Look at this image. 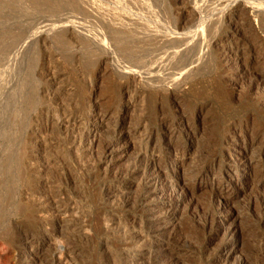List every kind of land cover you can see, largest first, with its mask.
Returning a JSON list of instances; mask_svg holds the SVG:
<instances>
[{
	"label": "rangeland",
	"instance_id": "obj_1",
	"mask_svg": "<svg viewBox=\"0 0 264 264\" xmlns=\"http://www.w3.org/2000/svg\"><path fill=\"white\" fill-rule=\"evenodd\" d=\"M36 1L0 0V264H103L107 253L119 254L115 228H108L106 219H123V213L110 200H100L84 168L87 158L62 141L59 147L46 145L55 136L60 139L52 126L47 130L49 139H38L43 145L41 159L52 160L51 168L38 174L39 161L30 156L38 146L30 126L35 123L36 129L41 128L46 113L40 110L50 102L42 98L47 84L41 71L47 66H51L49 78L56 82L53 90L64 104L81 113V105L93 99L107 112L103 122L90 127L97 140L105 141L113 125L127 128L140 120L155 135L163 134L155 119L158 110L165 111L172 127L179 121L176 111L197 123L195 136L180 131L186 150L180 157L187 162L186 170L199 165L208 174L202 179L182 175L184 183L197 188L192 206L188 208L185 200L181 208L186 214L178 220L172 215L161 220L156 213L151 220L165 222L166 231L158 234L154 228L147 229L144 234L153 245L159 246L168 231L176 230L183 242L180 264H241L239 247L244 242L243 250L251 258L248 264H264V223L259 222L264 214L259 207V198L264 200V174H258L264 172V82L255 81L264 76V10L253 6L264 5V0H247L250 6L239 15L237 33L226 16L236 0ZM228 47L237 49L240 70L224 65ZM91 110L90 106L86 113ZM242 138L253 145L243 149ZM136 143L137 137L124 135L113 155L101 159L100 168L128 167L136 156ZM244 150L257 157L254 165L248 169L245 164L233 165L229 172L231 157ZM168 171L177 174L178 168L171 164ZM229 179L238 184L237 189L222 190L231 199L225 210V228L230 233L220 230L223 214L218 210L210 230L205 220L212 210L211 189ZM130 182L131 191L137 190L138 180ZM44 188H60L63 198H71L79 207L77 234L64 237L62 228L54 227L60 237L49 238L37 218L27 216L28 206L38 198L30 199L28 194ZM157 191L149 205L170 199L168 192ZM83 220L88 222L85 228ZM233 229L240 246L225 263L220 257ZM66 240L77 243L68 263L58 253L66 250ZM156 254L149 247L145 253L138 252L137 261L154 264Z\"/></svg>",
	"mask_w": 264,
	"mask_h": 264
},
{
	"label": "bare ground",
	"instance_id": "obj_2",
	"mask_svg": "<svg viewBox=\"0 0 264 264\" xmlns=\"http://www.w3.org/2000/svg\"><path fill=\"white\" fill-rule=\"evenodd\" d=\"M32 1L35 2L36 0H32ZM229 1L228 3L231 4ZM236 2H238L237 5H235L236 7L234 9H230L229 12L226 14V16L228 18V21H230V23L232 24L234 23L235 26L234 31L237 33V31H239L237 28L239 15L240 13H243L246 10H248L250 6V1L236 0ZM253 6L258 10L259 9L264 10V5L256 6L255 4H253ZM22 45L25 46L24 44ZM240 60L241 57L237 49L233 50L232 47L231 48L228 47L223 54L224 65L232 67L235 70L236 69L240 70V66L242 65V64L240 65L241 63ZM50 68L51 66H47L46 68H44L45 70L41 71L42 74L40 73L45 78V82L47 84V88L45 92H43L44 94L42 98L45 97V101L46 99L50 101V102L48 101L49 105L47 104V107L45 108L41 107L42 109L40 110L42 113L43 112L46 113V117L44 120L41 119V122L39 123V126L41 127L40 129L35 128L36 126H38V124L35 123L30 126V130L33 132L34 135L33 138L36 139L35 144L38 145L32 151L30 156L33 157L35 160L39 161V164H37L38 166H35L38 167V171H39L38 174L39 173L42 174L47 168H49L52 165V164L50 165L52 160H50L49 158L45 157L44 159H41L43 155L41 152V149L43 148H41V146L43 147V145L40 143L41 141L38 142V139L41 137H45L44 139L46 140L49 139L48 138L49 134H47V130L49 129L50 126H52L53 128L55 127L58 130L60 139L55 136L54 139H52L54 141L51 142L48 140L49 142L46 141L47 142L46 145L49 146L55 145L59 147L62 141L65 143V145L67 144V146L74 151L73 153L75 152L80 153L82 159L83 158L85 159L86 157L87 159L85 160L84 168L87 169L90 179H93V182H95L94 184L97 187L98 190L97 192L99 193L100 200L102 201L103 199H105V201L110 200L111 202H113V204L112 203L111 204L114 205L115 203L119 211L123 213V217H124L123 219L119 218L116 220V218L111 216L109 217V219L108 218L106 219V222H108L107 223L108 228H115L116 231L115 239L117 241L116 242L117 245L115 247L118 248V249L116 248L117 249L116 251L119 250V254H117L116 256H110L108 255L109 253H107V257L104 258L105 261H103L104 262L103 264H140L137 261L138 252L145 253L149 247L154 249L157 253L153 259L154 264H180L181 256H183L182 255L183 242L181 236H179V234L175 232L176 230H173L171 228V230L173 231H168L169 233L166 234L167 236L162 234L164 235V239L162 238L163 240L160 239L158 241L160 242L159 246L156 243L155 245H153L154 243H152V241H149L148 239L149 237H147L144 233L147 231L148 228H154L155 229L154 231L157 232L158 234L166 231V230L164 231V228H166L164 224L165 222L163 221L155 222L151 220L154 218L156 213L160 215L161 220H166L167 215H172L178 220L179 215L185 216L186 214L185 211L182 210L183 202L187 200L186 206H188V208L192 206L191 205L193 203L192 197L195 194L197 188L191 189L188 186L187 182L184 183L182 179L183 174L185 175V178L188 175L190 178L194 177L197 179H202L204 175L208 174V173L205 174V172L202 170L203 167L202 166L199 167V165L188 168L186 170L185 165L187 162L182 159L183 157L182 158L180 157V155L181 154L184 155L186 151L185 147L183 146V143L185 144V141L184 139H182L183 137L180 138L179 136L180 131L183 130L188 134L195 136L194 134L198 130L197 127L195 126L197 123L193 125L190 122V120L186 118L184 113H180V112L177 113L176 111V115L177 117H179V121L177 122L176 127H172L173 125L171 126V124L167 123V114H165V111L158 110L156 112L155 119H159V122L157 123L158 125L160 124V128L163 130V134L155 135L156 131H154L153 129L147 130L148 123L145 124L143 120H140L137 121V123L135 124L129 125V127L127 128L123 126L124 124L122 125L121 128H119L117 125H113V127L109 129L111 131H108L109 133L111 132L110 133L111 135L109 134V137L106 135L108 138L105 141L104 139L97 140L96 134L92 133L90 127H92V125L96 123L103 122V119L107 115V112L103 111V109H101L97 105L96 100L93 99H87V101L81 105V109L83 110V112L81 111V113L80 112L78 113L76 108L70 106V104L68 103L64 104L65 102L64 98L63 99H61L62 97L59 98L58 92L54 91L56 89L53 90L54 84L56 82L54 81L53 77L49 78V76L51 75ZM255 81L256 83L264 82V76L261 75L257 76ZM254 84L255 82H253V85ZM129 97L132 98L133 96H129ZM65 100L67 101V99ZM176 100L177 99H175L174 101L176 102ZM90 106L93 107V110H91L90 113L87 114L86 109ZM175 108H176V104H175ZM154 123H156V121ZM52 129L50 128V130ZM123 134L124 135L128 134L129 137L130 136L134 138L137 137V143L134 145V148L137 151L135 158L130 163V165L124 169L116 170L112 168H106L103 171V169L100 168L99 166V162L101 161L102 158L104 159L109 158L113 155L114 148H116L119 145L122 138H124ZM50 135H52V133ZM46 142H43V144ZM232 142L233 141H231L230 139V143ZM240 145H242L243 149L246 150L251 145H253V143L248 142L245 138H242L240 140ZM245 150L243 152H236L234 155L232 154L233 156L230 159L231 164L228 169L229 172L232 171L233 165L237 167L240 164H245L244 168L246 169L251 168L254 165V162H256L257 157L255 158L251 154L248 155ZM95 152H99L97 153L99 154L98 157L97 155L96 157L94 156ZM171 164L178 168L177 174H171L168 171V167ZM258 174L260 177L264 174V172L259 170ZM131 179L138 180L137 182L138 184H135V186L137 185L136 188L137 190L133 192L131 191L133 189V188L131 189L132 187L131 182L128 183V181H130ZM218 181L220 180L218 179ZM51 183L56 185L57 181L53 180ZM111 183L112 184L117 183L118 185L114 184L115 188L113 189L111 188L112 185ZM237 185L238 184L236 182L232 181V179H229L226 182V184L223 183V186L222 184L221 185L216 184L215 188L212 187L211 189L212 191L209 189L211 191V196H212L210 198L212 202V210L210 211V214H208L209 216H207L205 220V225L207 224L210 230L212 226L215 224L214 210L215 211L218 210L220 211V213L223 214L222 221L221 223L218 224L220 230L226 229V233H230L229 230L225 228L226 220L228 218L225 210L228 207L231 199L229 198V195L222 194L223 193L222 190L224 187L226 188L231 187L232 189L233 188L237 189ZM61 187L63 186L61 185ZM47 190H45V188L37 189L35 191L33 190L31 193L28 194V197H30V199H33L34 197H38V198L34 204L32 203L33 205L31 207L28 206L29 208L27 209L28 210L27 216H29L31 219L37 218L36 223L40 227L41 232H43L44 236L46 234L48 235V237L49 235L52 236V239L58 237L56 235L57 232L53 231L54 227H61L62 228L61 232L62 235H64V237L67 236L69 237V235L77 234L76 231L78 225V218H76L75 215L79 213L80 210L79 207L76 205L75 202L71 200V198L68 201L65 200L66 198H63L64 193L62 194V190H60V188H58V190L57 189L55 190L51 189L49 191ZM157 190H163L166 191V193L168 192L170 199L164 201L159 205H154V206L149 205L151 204L152 197H154L153 195H155L156 192H158ZM169 196L167 197L169 198ZM261 198H259V202H260L259 207L262 209L264 208L263 207L264 200H261ZM140 211H143V213H145V216L143 217L138 216L137 213ZM182 212L183 214H180ZM259 222L264 223V214L260 216ZM87 223H88L87 221L83 220V223H81L82 224L81 227L85 228V226H88ZM236 232L237 231L233 229V233L230 234L231 236L230 241H228L225 244V247L222 249L225 252V255L223 254V256L220 257V260L224 261L225 263L231 257L232 251L236 250V246L238 245L240 246L236 237ZM173 243L175 244L174 246ZM245 243L246 242L243 243L244 247L246 245ZM76 244L73 243V241L69 242V240H66V246H65L66 250L63 249L58 250V253L62 257L61 260H66L65 262L68 263L70 259L69 257L70 253L74 251L76 252V248H77ZM243 246L241 245L239 247L240 255L238 262H240L241 264H248L250 263L251 258L248 256L247 253H245V249L243 250ZM53 257L55 258V255ZM235 257L237 256L235 255Z\"/></svg>",
	"mask_w": 264,
	"mask_h": 264
}]
</instances>
